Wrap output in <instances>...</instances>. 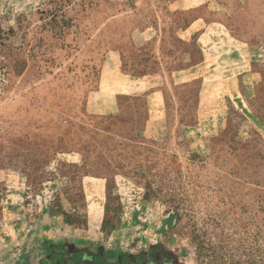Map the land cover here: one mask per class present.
<instances>
[{
    "label": "rangeland",
    "instance_id": "374dc122",
    "mask_svg": "<svg viewBox=\"0 0 264 264\" xmlns=\"http://www.w3.org/2000/svg\"><path fill=\"white\" fill-rule=\"evenodd\" d=\"M264 264V0H0V264Z\"/></svg>",
    "mask_w": 264,
    "mask_h": 264
},
{
    "label": "crops",
    "instance_id": "0c3cea01",
    "mask_svg": "<svg viewBox=\"0 0 264 264\" xmlns=\"http://www.w3.org/2000/svg\"><path fill=\"white\" fill-rule=\"evenodd\" d=\"M86 260L89 264H120L122 263L118 259H114V261L104 259L103 257L97 256L94 253L86 252Z\"/></svg>",
    "mask_w": 264,
    "mask_h": 264
},
{
    "label": "flooded vegetation",
    "instance_id": "af4514ba",
    "mask_svg": "<svg viewBox=\"0 0 264 264\" xmlns=\"http://www.w3.org/2000/svg\"><path fill=\"white\" fill-rule=\"evenodd\" d=\"M55 264H89L86 260V257L83 255H78V257H71V258H66L63 257L61 260L56 262Z\"/></svg>",
    "mask_w": 264,
    "mask_h": 264
}]
</instances>
